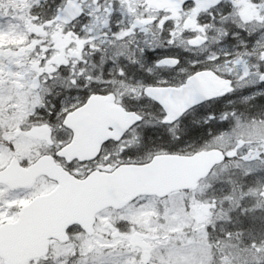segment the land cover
<instances>
[{"label":"snow or ice","instance_id":"6c2138e0","mask_svg":"<svg viewBox=\"0 0 264 264\" xmlns=\"http://www.w3.org/2000/svg\"><path fill=\"white\" fill-rule=\"evenodd\" d=\"M0 264H264V0H0Z\"/></svg>","mask_w":264,"mask_h":264},{"label":"water","instance_id":"95a60500","mask_svg":"<svg viewBox=\"0 0 264 264\" xmlns=\"http://www.w3.org/2000/svg\"><path fill=\"white\" fill-rule=\"evenodd\" d=\"M186 174V171L183 169L173 170L171 172L166 173L165 175L156 178L157 180H167L174 181L176 178L183 176Z\"/></svg>","mask_w":264,"mask_h":264},{"label":"rangeland","instance_id":"374dc122","mask_svg":"<svg viewBox=\"0 0 264 264\" xmlns=\"http://www.w3.org/2000/svg\"><path fill=\"white\" fill-rule=\"evenodd\" d=\"M41 1H42L43 3L45 2V0H41ZM47 2H49V0H47ZM49 4H51V3H49ZM206 191H207V189H206ZM236 221H237L236 215L233 214V216H232V222H233V224H235ZM220 226H221L220 224L217 225L218 228H219ZM229 226H230V225H229Z\"/></svg>","mask_w":264,"mask_h":264},{"label":"flooded vegetation","instance_id":"af4514ba","mask_svg":"<svg viewBox=\"0 0 264 264\" xmlns=\"http://www.w3.org/2000/svg\"><path fill=\"white\" fill-rule=\"evenodd\" d=\"M41 3H42L43 6H44V10H48V6L53 4V0H49V2H46V3H45V2L43 3V2L41 1ZM49 3H51V4H49ZM158 51H159V50H158Z\"/></svg>","mask_w":264,"mask_h":264}]
</instances>
